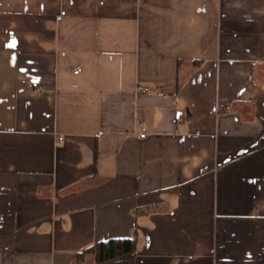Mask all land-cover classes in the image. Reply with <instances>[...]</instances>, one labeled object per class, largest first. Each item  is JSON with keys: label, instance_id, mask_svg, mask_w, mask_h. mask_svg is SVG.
Instances as JSON below:
<instances>
[{"label": "crops", "instance_id": "1", "mask_svg": "<svg viewBox=\"0 0 264 264\" xmlns=\"http://www.w3.org/2000/svg\"><path fill=\"white\" fill-rule=\"evenodd\" d=\"M0 264H264V0H0Z\"/></svg>", "mask_w": 264, "mask_h": 264}, {"label": "trees", "instance_id": "2", "mask_svg": "<svg viewBox=\"0 0 264 264\" xmlns=\"http://www.w3.org/2000/svg\"><path fill=\"white\" fill-rule=\"evenodd\" d=\"M137 239H113L106 242H99L85 250L83 253L95 252L99 262L116 258L135 250Z\"/></svg>", "mask_w": 264, "mask_h": 264}, {"label": "built area", "instance_id": "3", "mask_svg": "<svg viewBox=\"0 0 264 264\" xmlns=\"http://www.w3.org/2000/svg\"><path fill=\"white\" fill-rule=\"evenodd\" d=\"M81 71V68L80 67H77L75 70H74V73L78 74L79 72ZM34 86L36 87L37 84H34ZM139 89L142 90L143 92L147 91V88L145 87H140L139 86ZM147 135V128L145 126L142 127V131L140 133V137L141 138H145ZM60 140H63V138H60Z\"/></svg>", "mask_w": 264, "mask_h": 264}]
</instances>
